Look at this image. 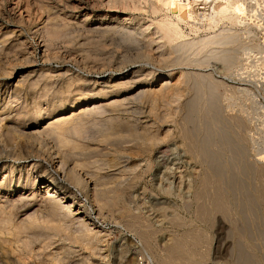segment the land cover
Here are the masks:
<instances>
[{"label":"rangeland","instance_id":"1","mask_svg":"<svg viewBox=\"0 0 264 264\" xmlns=\"http://www.w3.org/2000/svg\"><path fill=\"white\" fill-rule=\"evenodd\" d=\"M121 1L113 5L115 11L110 13L117 20L133 17V25L121 22L113 32L104 30L105 24L97 19L99 14L110 11L102 5L103 0L90 6V21L86 24H82L83 15L66 11L58 0H0V41H4L0 66L13 72L12 78L3 81L11 82L12 87L23 81L25 87L18 89V103L29 100V120L20 129L42 136L57 150L74 156L133 157L126 164L111 162V167L71 162L69 168L87 180V184L75 186L52 173L49 162L43 159L12 160L13 166L0 160V264H137L143 255L152 256L155 262L163 259L165 264H264V168L259 171L257 159V141L262 144L259 148L264 146V53L260 55L263 58L253 55L249 60L241 59L245 58L246 46L254 47L259 39L264 42V3L248 5L249 9L254 6L248 10V17L256 9L255 15L247 18L249 28L227 24L220 18L206 32H192L183 26L188 40L237 35L228 45L188 49L182 55L185 61L172 63L170 59L178 54L163 55L169 52L168 47H159L156 33L163 16L176 22L171 12L159 1L146 0L145 4L144 0H136V4L141 2L137 5L142 10H132L131 5L125 8ZM151 2L159 4L162 12L153 13ZM51 5L56 7L50 22L54 34L44 28L45 12ZM252 31L257 38L250 36ZM224 48L225 53L219 56L210 52H224ZM240 61L246 64L240 67ZM145 69L160 70L162 74L173 72L176 77L183 73L182 98L161 100L154 106L145 97H132L145 84L119 86L123 77L120 74ZM114 82V90L105 86ZM95 102L97 108L92 105ZM145 125L153 127L159 138L156 144L142 145L126 131L138 132ZM0 135V144L1 139L4 144L13 142L10 132L0 130ZM40 170H46L43 177ZM50 178L66 187L44 193V184ZM118 183L126 188L125 197L113 192ZM89 192L97 194L98 200L86 197ZM219 195L224 196V202L221 200L218 213L211 204ZM54 203L60 209L52 207ZM125 207L131 217L122 213ZM90 208L99 221L89 220ZM129 219L136 223L124 225ZM25 225L28 229L19 232L17 227ZM80 225H87L89 232L99 234L100 239L88 242L79 231ZM173 246H177L178 253H174L180 257L170 254L172 260L169 253Z\"/></svg>","mask_w":264,"mask_h":264},{"label":"bare ground","instance_id":"2","mask_svg":"<svg viewBox=\"0 0 264 264\" xmlns=\"http://www.w3.org/2000/svg\"><path fill=\"white\" fill-rule=\"evenodd\" d=\"M32 1V0H31ZM39 1V0H38ZM60 1V3H62V6L64 7V9H66V11H71V12H76L78 14L83 15V20H82V24H86L87 22L90 21V14H88V10L90 8V6L93 5V3H95V1L97 0H58ZM102 1V0H101ZM118 0H103L104 3H102V5L105 4V6H107L108 8H110V11H104L103 13L99 14L97 19L99 21H102L103 24H105V28L104 30L106 31H113L115 32L118 28L119 23L122 25L124 24L126 25H133V17H129V16H125L122 20H117V16H115L114 14L110 13L111 10H114V4L117 2ZM120 1V0H119ZM137 1H141V0H137ZM136 0H122L121 2L124 4L125 8H127L126 5H131L129 8L132 7L133 9H140L138 5L141 4H136L137 2ZM146 1V0H144ZM149 1V0H148ZM150 1H159L164 7H166L171 14L174 16L173 18L176 20V22L172 19H169V17H165L163 16V18L157 23V34H159V36L157 37L158 41V45L160 48L166 49V47H168V51L167 53H163L164 54H170L172 55L173 53H177L178 55L176 57H172L170 59V62L172 63H180L183 62V60L185 61V59H183L184 55L183 53L188 50V49H197L200 45H207V44H214L216 46H224V45H228L229 43L233 42V39L235 38V36L237 34H219V35H214L211 37H206L205 38H198L197 39H193V40H188L186 39V33H184L182 27H186L187 29H191L192 32H206L208 30H211L212 28V24H214L215 20H218L219 18L221 19V21H226L227 24L230 23L231 25H234L236 27H240L242 25H244L246 28H249V24H248V19H250L251 15L255 13H253L254 11L252 10V14H250V16L248 17V10H250L252 7H254L257 3V5H259V3H264V0H150ZM9 2V1H8ZM11 2V0H10ZM27 2V1H26ZM53 2V1H52ZM55 2V1H54ZM158 2V3H159ZM254 2V4H253ZM17 3L15 7H17ZM147 3V1L145 2V4ZM152 3V2H151ZM35 4V2H34ZM118 4V3H116ZM150 4V3H149ZM157 4V3H156ZM253 4L254 6L251 5V8H248V5ZM4 5V3H3ZM29 5V4H28ZM50 5V4H49ZM48 5V6H49ZM56 5V4H54ZM121 5V4H120ZM94 6V5H93ZM142 6V5H141ZM151 6V4H150ZM149 6V7H150ZM159 6V4H158ZM158 6L154 5L152 3V11L153 13H159L162 12L160 11L161 9L158 8ZM1 7V5H0ZM257 7V6H256ZM51 9H49L47 12V17L44 23V28L46 29V31L48 32V34H54V30L53 28L50 26V22L53 19L52 15H54L53 10L56 9L55 6H50ZM162 8V6H161ZM253 9V8H252ZM43 10V9H42ZM131 10V9H130ZM142 10V9H140ZM261 10V9H260ZM46 11V10H45ZM115 11V10H114ZM112 11V12H114ZM2 12V11H1ZM124 12V11H123ZM151 12V11H150ZM31 13V12H30ZM43 13V12H42ZM44 13V14H45ZM98 14V12H96ZM166 13V12H165ZM257 13V12H256ZM77 14V15H78ZM96 14V15H97ZM164 14V13H163ZM29 15V14H27ZM253 15V17H254ZM44 16V15H43ZM119 16V15H118ZM124 16V15H123ZM161 16V15H160ZM31 17V16H30ZM172 17V16H171ZM252 17V18H253ZM96 18V17H95ZM119 18V17H118ZM121 19V18H120ZM135 20V19H134ZM138 20V19H136ZM141 20V19H139ZM138 20V21H139ZM118 23H114L117 22ZM157 21V19H156ZM222 21V22H223ZM150 22V21H149ZM218 22V21H216ZM215 22V23H216ZM138 23V22H137ZM1 24V23H0ZM98 24V23H97ZM145 24V23H144ZM218 23H216L217 25ZM215 25V24H214ZM230 25V26H231ZM141 26V25H140ZM143 26V25H142ZM153 26V25H152ZM256 26V25H255ZM2 27V26H1ZM127 28H129V26H127ZM139 28V27H138ZM141 28V27H140ZM152 28V27H151ZM214 28V27H213ZM222 28V27H221ZM244 28V29H246ZM131 29V27H130ZM155 29V28H154ZM259 29V28H258ZM262 29V28H261ZM137 30V29H136ZM228 30V29H227ZM224 30V31H227ZM2 31V30H1ZM135 31V30H134ZM152 31V29L150 30ZM186 31V30H185ZM218 31V30H217ZM220 31V30H219ZM42 32V31H41ZM249 32V31H248ZM126 34V33H125ZM211 34V33H210ZM136 35V34H135ZM146 35V34H145ZM206 35V33H205ZM148 36V34H147ZM194 36V35H193ZM198 36V35H197ZM210 36V35H207ZM250 36L252 38L256 37V33L252 31V34L250 33ZM44 37V36H43ZM131 37V36H130ZM195 37V36H194ZM134 38V37H133ZM135 39V38H134ZM150 39V38H149ZM191 39V38H190ZM238 40V39H237ZM130 41V40H129ZM144 41V40H143ZM235 41V40H234ZM4 41H0V47L2 46ZM146 42V41H145ZM148 42V41H147ZM254 43V42H253ZM150 44V43H149ZM151 46V45H150ZM149 46V47H150ZM154 46V45H153ZM203 46V47H204ZM252 46V45H251ZM251 46H246V51H244V55L245 58L242 57L241 59L246 61L251 59V57H253V55H255L254 57L257 58V56L262 55L264 53V42L263 41H257V43L255 45H253L254 47ZM202 47V46H201ZM227 47V46H226ZM248 47V48H247ZM126 48V47H125ZM210 48V47H209ZM217 48V47H216ZM240 48V47H239ZM203 49H206L203 48ZM220 49V48H219ZM249 49V50H248ZM201 50V49H200ZM212 50V48H211ZM211 53L215 54L216 56L221 55L222 53H225V48H224V52L221 51H217L213 50L211 51ZM228 50V49H227ZM164 50H161V52H163ZM240 51V50H239ZM148 52V51H147ZM166 52V50H165ZM190 52V51H189ZM193 52V51H192ZM191 52V53H192ZM198 52V51H197ZM196 52V53H197ZM200 52V51H199ZM203 52V51H202ZM206 52V51H205ZM229 53V51H226ZM160 53V52H159ZM188 53V52H187ZM190 53V54H191ZM150 54V53H149ZM148 54V55H149ZM203 54V53H202ZM145 55H147L145 53ZM196 55V54H194ZM200 55V53H199ZM210 55V53H209ZM207 55V57L209 56ZM229 55V54H228ZM226 55L224 56L229 63V56ZM154 56V54H153ZM202 56V55H201ZM211 56V55H210ZM264 56V55H263ZM263 56L259 57V58H263ZM157 57V56H156ZM195 58V56H193ZM238 57V56H237ZM166 58V57H165ZM192 58V57H191ZM206 58V57H205ZM221 58V56H220ZM222 58V59H225ZM239 58V57H238ZM244 58V59H243ZM157 59H161V58H157ZM190 59V58H189ZM197 59V58H196ZM195 59V60H196ZM203 59V57H202ZM201 59V61H202ZM207 59V58H206ZM213 59V57H212ZM225 59V60H226ZM240 59V58H239ZM258 59V58H257ZM194 60V59H193ZM208 60V59H207ZM219 60V58H218ZM165 61V60H163ZM161 60V62H163ZM199 61V60H198ZM200 61V62H201ZM187 62V60H186ZM185 62V63H186ZM189 62V61H188ZM187 62V63H188ZM193 65H196L194 61ZM203 62V61H202ZM237 62V61H236ZM242 61H240V67H242L244 64L246 63H242ZM254 62V61H253ZM160 63V62H159ZM204 63V62H203ZM207 63V61L205 62ZM264 63V62H263ZM145 64V63H144ZM182 64V63H181ZM190 64V63H189ZM260 64V63H259ZM192 65V66H193ZM201 65V64H200ZM204 65V64H203ZM202 65V66H203ZM182 66V65H179ZM189 66V65H188ZM186 65V67H188ZM250 66V65H249ZM264 66V65H263ZM182 67H185V65H183ZM190 67V66H189ZM195 68H198L197 66H194ZM171 68V67H170ZM173 68V67H172ZM176 68V67H175ZM180 69V67H178ZM191 68V67H190ZM200 68V67H199ZM12 69V68H11ZM156 69H160V68H156ZM142 70L143 72L139 73L140 71H133L131 74H127V72H124L122 74H120V76L122 77V82L119 83V86H129L130 84H145L140 86L138 89H136L134 92V95H132V97H145L149 102H151L152 105H156L158 102H160L161 100H172V98L174 99V97H179L180 96V89H181V85H182V80L185 78V75L183 73L180 74V76L176 77L174 75L173 72L167 74H162L161 72L158 73V71L160 70ZM163 69V68H162ZM167 69V68H166ZM193 69V68H192ZM239 69V68H238ZM195 70V69H194ZM17 71V69H16ZM169 71V70H168ZM178 71V70H177ZM187 70H185L186 72ZM190 71V70H189ZM188 72V71H187ZM198 72V71H197ZM13 73V72H12ZM11 72H7L4 69L1 68L0 66V77H3V79L0 80V130H6L8 132H10L11 134H13V142L12 143H5L4 144V140L1 139L2 144H0V160L2 161H6L8 163H4V164H9L12 165V160L13 162L19 161L21 159H28V158H39V159H43L47 162H49L53 172L55 175L59 176V178H62L63 181H65L68 185H74L75 183H81V184H87V180L81 179L78 177L76 170L74 171L73 169L69 168V164L71 162H75V161H82L85 163H89V164H99L101 166H108L111 167V162H130L132 161V156H124L121 154V156L116 155L113 159L109 158V159H101L100 157H98V155H93V154H80L79 156H74L68 152H62L61 150H57L54 146H52L44 137H38V136H34L29 134L28 132H25V130H21L20 128L23 126V124L27 123V121L29 120V100L28 99H24V102L18 103L19 102V98H18V89L22 88L25 84H23V81L16 85V87H12L11 82L6 81L4 82L3 80H5L4 78H12L13 74ZM15 73V72H14ZM189 73V72H188ZM192 73V71H191ZM194 73V72H193ZM64 74V73H63ZM197 74V73H196ZM204 74V73H203ZM207 74V73H206ZM200 75V74H199ZM30 76V75H29ZM57 76V75H56ZM187 76H189L187 74ZM202 76V75H201ZM200 76V77H201ZM208 76V75H207ZM206 76V78H207ZM111 77V76H110ZM199 77V76H198ZM202 77H205L202 76ZM209 77V76H208ZM213 77V76H212ZM211 77V79H212ZM24 78V77H23ZM193 78V77H191ZM190 78V79H191ZM195 78V77H194ZM147 80L144 81V80ZM196 79V78H195ZM200 80V78H199ZM206 80V79H205ZM208 80V79H207ZM3 81V82H2ZM116 81V80H115ZM193 81V80H192ZM197 81V80H196ZM204 81V80H201ZM200 81V82H201ZM28 82V81H27ZM108 82H112V80L108 81ZM186 82V81H185ZM195 82V81H194ZM217 82V81H216ZM220 82V81H219ZM203 83V82H202ZM205 83V81H204ZM27 84V83H26ZM32 84V83H30ZM108 84V83H106ZM110 84V83H109ZM197 84V82H196ZM210 83L208 82V85ZM222 84L221 82L219 83V85ZM224 84V83H223ZM84 85V84H83ZM200 85V84H199ZM214 85V84H212ZM86 86V85H85ZM107 88H109L110 90H114L116 88V84L115 82L113 84L110 85H105ZM104 86V87H105ZM118 86V87H119ZM192 86V85H190ZM223 86V85H222ZM25 87V86H24ZM103 87V89H104ZM189 87V86H188ZM211 87V86H210ZM214 87V86H213ZM217 87V86H215ZM80 88V87H79ZM223 88V87H222ZM243 88V87H242ZM14 89V90H12ZM24 90V88H23ZM26 90V89H25ZM122 90V89H121ZM128 90V89H126ZM201 90V89H200ZM133 91V90H132ZM191 91V89H190ZM228 91V90H227ZM239 91V90H238ZM12 92V93H11ZM109 92V91H108ZM111 92V91H110ZM11 94H15V96H11ZM21 93V92H20ZM34 93V92H33ZM113 93V92H112ZM121 94V92H119ZM185 93V91H184ZM189 93V92H188ZM187 93V94H188ZM127 94H130V92H127ZM246 95V94H245ZM10 96V97H8ZM118 95H116L115 97H117ZM123 96V94H122ZM199 96V95H198ZM216 96V95H215ZM124 97V96H123ZM197 97V96H196ZM208 97V96H207ZM252 97V96H251ZM182 98V97H179ZM201 98V97H200ZM209 98V97H208ZM222 98V97H221ZM126 99V98H125ZM21 100V99H20ZM230 100V99H229ZM236 100V99H235ZM195 101V100H193ZM197 101V100H196ZM115 103H118V101H114ZM213 102V101H212ZM10 103H17L14 107L10 108L8 107ZM98 103V102H97ZM172 103V102H171ZM176 103V101H175ZM174 103V104H175ZM190 103V102H189ZM198 104V103H197ZM214 104V103H213ZM212 104V105H213ZM82 103H78L77 106H81ZM87 105V104H86ZM89 105V104H88ZM93 107L97 108V104L96 102L92 104ZM159 105V104H158ZM161 105V104H160ZM164 105V104H163ZM209 105V104H208ZM85 106V105H84ZM83 106V107H84ZM190 106V105H189ZM195 106V105H194ZM34 107V106H33ZM88 106H85V108H87ZM230 107V106H229ZM16 108V109H13ZM74 108V107H73ZM91 108V106H89V109ZM196 107H194L195 109ZM212 109V108H211ZM191 111V109H190ZM61 112V111H60ZM230 112V111H229ZM56 113H59L58 111ZM205 113V112H204ZM208 113V112H207ZM64 114V113H63ZM56 117H58V114L55 115ZM60 116V114H59ZM167 116V114H166ZM174 116V115H172ZM190 116V115H189ZM165 117V116H164ZM185 117V116H184ZM239 117V116H238ZM65 118V117H64ZM190 118V117H188ZM206 118V117H204ZM157 119V118H156ZM163 119V118H162ZM169 119V118H168ZM197 119V118H196ZM226 119V118H225ZM188 120V119H187ZM235 120V119H234ZM143 121V120H142ZM158 121V120H157ZM204 121V120H203ZM208 121V120H207ZM241 121V120H240ZM258 121V120H257ZM146 122V121H145ZM159 122V121H158ZM186 122V121H185ZM260 122V121H259ZM63 123V122H62ZM192 123V122H191ZM237 124V123H236ZM115 125V124H114ZM153 125V124H152ZM186 126V125H185ZM199 126V125H198ZM24 127V126H23ZM114 127V126H113ZM140 127V126H139ZM156 127V126H155ZM84 128V127H83ZM160 128V127H159ZM23 129V128H22ZM185 129V128H184ZM210 129V127H209ZM63 130V129H62ZM65 130V129H64ZM70 130V129H69ZM186 130V129H185ZM207 130V129H206ZM212 130V129H211ZM117 131V130H116ZM127 132H129L131 134V136L133 137V139L137 142H139L142 145H154L159 141V138L154 134L153 132V127H151L150 125H145L143 127H141L139 129V131L135 132V130L132 129H128L126 130ZM170 131V130H169ZM71 132V131H70ZM121 132V131H120ZM119 132V133H120ZM156 132V131H155ZM188 132V131H187ZM118 133V134H119ZM123 133V132H121ZM209 133V132H208ZM83 134V133H82ZM224 134V133H223ZM228 134V133H227ZM225 135V134H224ZM121 136V135H120ZM123 136V135H122ZM163 137V136H161ZM206 137V136H205ZM210 137V136H209ZM228 137V136H227ZM1 138V135H0ZM207 138V137H206ZM223 138V137H222ZM224 138H226L224 136ZM125 139V138H124ZM133 140V141H134ZM209 140V139H208ZM207 140V141H208ZM229 140V139H228ZM201 141V140H200ZM203 141V140H202ZM205 141V139H204ZM129 142V141H128ZM192 142V141H191ZM113 143V142H112ZM209 143V142H208ZM229 144V143H228ZM227 144V145H228ZM208 145V144H207ZM210 145V144H209ZM261 141H257V159H258V166H259V171H262L260 168H264V146H262V148H259V146H261ZM139 146V145H138ZM204 147V146H203ZM207 147V146H206ZM205 147V149H206ZM136 148V147H135ZM192 148V147H191ZM202 148V147H201ZM137 149V148H136ZM204 149V148H202ZM210 149V148H209ZM219 149V148H218ZM228 149V148H227ZM129 150V149H128ZM201 150V149H200ZM125 151V150H124ZM204 151V150H203ZM210 151V150H209ZM219 151V150H217ZM142 152V151H141ZM201 152V151H199ZM137 153V152H135ZM202 153V152H201ZM211 153V152H210ZM115 154V153H114ZM120 154V153H119ZM205 154V152H204ZM214 154V152H213ZM223 154V153H222ZM132 155V154H131ZM137 155V154H136ZM148 155V154H147ZM208 154H205V156ZM212 155V154H211ZM228 155V154H227ZM113 156V155H112ZM111 156V157H112ZM140 156V155H139ZM223 156V155H222ZM225 156V155H224ZM201 157V155H200ZM216 158V157H214ZM156 159V158H155ZM229 161V160H228ZM138 162V161H137ZM214 162V161H213ZM122 163V164H123ZM48 164V163H47ZM256 164V163H254ZM128 165V164H127ZM126 165V166H127ZM13 166V165H12ZM101 166V167H102ZM131 166V164H130ZM134 165H132L133 167ZM208 166V165H207ZM225 166V165H224ZM257 166V164H256ZM131 168V167H130ZM136 168V167H135ZM205 168V167H204ZM224 168V167H223ZM257 168V167H256ZM102 169V168H101ZM124 169V168H123ZM134 169V168H133ZM41 171V170H40ZM212 171V170H211ZM46 170L41 171L40 175L43 177L45 175ZM114 173V172H113ZM127 173V172H125ZM124 173V174H125ZM261 173V172H259ZM258 173V174H259ZM215 174V173H214ZM261 174H259L260 176ZM113 176V175H112ZM210 176V174H209ZM210 179V178H209ZM47 183L44 184V188L45 191L44 193H51L54 191H57L59 189H63L64 187H66L63 184H60V182H58L56 180V178L53 179H48L46 181ZM202 182V181H201ZM116 183V181H115ZM127 185V184H126ZM10 186V185H9ZM75 186V185H74ZM129 186V185H128ZM8 187V186H7ZM12 187V186H11ZM10 187V189H11ZM131 187V186H130ZM6 188V187H5ZM4 189V188H3ZM7 189V188H6ZM220 189H217V191ZM68 191V190H67ZM71 191V190H70ZM69 191V192H70ZM93 192V191H92ZM113 192L118 195V196H124L125 192H126V188L124 187L123 183H118L116 185V187H114ZM130 192V191H129ZM198 192V191H197ZM71 194H74V192H70ZM218 193V192H217ZM102 195V194H101ZM108 195V194H107ZM218 195V194H217ZM89 199L93 198L94 200H98V195L94 194V193H88L87 196ZM125 197V196H124ZM203 197V196H202ZM224 197V196H223ZM223 197L221 198V195H219L217 198H215V200H213V203L211 204V206H213V210L219 213L220 210V204L221 202L224 200ZM87 198V199H88ZM119 198V197H118ZM123 198V197H122ZM214 198V197H213ZM102 200V199H101ZM118 200V199H117ZM120 200V199H119ZM118 200V202H119ZM122 200V199H121ZM120 200V201H121ZM222 200V201H221ZM90 201V200H89ZM93 201V200H91ZM111 202V200H109ZM107 201V202H109ZM117 202V201H116ZM199 202V201H198ZM90 203V202H89ZM123 203V202H121ZM201 203V202H200ZM206 203V202H205ZM210 203V202H209ZM104 204V203H103ZM115 205V204H114ZM117 205V203H116ZM201 205V204H200ZM225 204H223V207ZM127 206V205H126ZM205 206V205H204ZM210 206V205H208ZM222 206V205H221ZM52 207H54L55 209H60V205L58 203H54L52 205ZM206 207V206H205ZM103 208V207H102ZM201 210L202 207L200 206ZM204 208V207H203ZM91 209V208H90ZM104 209V208H103ZM205 209V208H204ZM211 209V208H210ZM222 210V209H221ZM226 210V209H225ZM63 211V210H62ZM209 211V209H208ZM223 211V210H222ZM221 211V213H222ZM13 212V211H12ZM199 212V211H198ZM201 212V211H200ZM203 212V211H202ZM227 212V211H226ZM122 213L123 214H127L128 217H131L132 215H130L128 208H124L122 209ZM228 213V212H227ZM95 214V213H94ZM92 213V209L91 211L87 212V217L89 218L90 221H92L93 223H95L96 221H99V217L95 214L94 215ZM133 214V213H131ZM225 214V213H224ZM7 215V214H6ZM198 215V214H197ZM201 215V213H200ZM228 215V214H227ZM10 216V215H8ZM126 216V215H125ZM208 216V215H206ZM221 216V215H220ZM1 217V216H0ZM124 217V216H123ZM125 217V218H128ZM134 217V216H133ZM7 219V217H5ZM124 218V219H125ZM135 218V217H134ZM215 218V217H214ZM213 218V219H214ZM123 219V218H122ZM136 219V218H135ZM135 219H129L128 223L126 221L127 226H131L134 222ZM212 219V220H213ZM226 219V218H225ZM224 219V220H225ZM10 220V219H9ZM126 220V219H125ZM128 220V219H127ZM229 220V219H228ZM216 221V220H215ZM0 222H3L2 219L0 218ZM213 222V221H212ZM229 222V221H228ZM225 223V221H224ZM59 224V223H58ZM212 224V223H211ZM60 226V225H59ZM87 226V225H86ZM84 227L83 225H80V230L83 234V238H86L88 242H95L98 241L100 239V235L96 234V233H91L89 232V230L87 229V227ZM100 227L102 225H99ZM138 226V225H137ZM229 227V226H228ZM19 232L23 229L26 228L28 229V227H17ZM79 228V227H78ZM126 228V227H125ZM213 228V227H212ZM12 229V228H11ZM67 229V228H66ZM2 231V230H1ZM144 231V230H143ZM150 231V230H149ZM147 232V231H145ZM23 234V233H22ZM140 234V233H139ZM144 239H146L147 237H145V235H142ZM21 238V237H20ZM149 238V237H148ZM174 238V236H173ZM177 237H175L176 239ZM7 239V238H6ZM10 240V239H9ZM147 240V239H146ZM178 240V239H177ZM148 241H150L148 239ZM17 242V241H16ZM179 242V240H178ZM177 242V243H178ZM174 243V240H173ZM176 243V242H175ZM179 243H183L182 245H184V242L180 241ZM51 245V244H50ZM19 246V245H18ZM185 246V245H184ZM177 246H173V248L171 247V253H169V255L173 254L176 250H178L176 248ZM183 247V246H182ZM2 248V247H1ZM169 248V246H168ZM167 248V251H168ZM3 249V248H2ZM170 250V248H169ZM177 252V251H176ZM175 252V253H176ZM180 252V251H179ZM181 252L184 253L181 249ZM180 252V253H181ZM172 255V257H180V255ZM178 253V252H177ZM181 253V256H182ZM187 253V252H186ZM193 254L192 252L190 253V255ZM170 255V257H171ZM186 255V254H185ZM189 255V256H190ZM168 256V255H167ZM166 257V256H165ZM172 257L170 259H172ZM161 258V257H160ZM168 257H166V260ZM186 258V256H185ZM187 258H190L187 256ZM4 259V258H3ZM11 259V258H10ZM148 259L151 260L152 264H165V262L167 261H162V260H157V262H155V260L153 259L152 256H148ZM165 259V258H164ZM175 259V258H174ZM178 259V258H176ZM180 259V258H179ZM9 260V259H8ZM173 260V259H172ZM172 260H170L172 262ZM184 260V258H183ZM182 260V261H183ZM191 260V258H190ZM195 260V259H194ZM169 261V262H170ZM180 261V260H179ZM168 262V263H169ZM170 262V263H171ZM176 262V260L174 261ZM178 262V261H177ZM176 262V263H177ZM186 262L187 259H186ZM192 262V261H191ZM195 263V261H194ZM247 263V262H246ZM137 264H139V261L137 260ZM173 264V262H172ZM180 264V263H179ZM186 264V263H184ZM189 264V262L187 263ZM197 264V263H196ZM200 264V263H199Z\"/></svg>","mask_w":264,"mask_h":264},{"label":"built area","instance_id":"3","mask_svg":"<svg viewBox=\"0 0 264 264\" xmlns=\"http://www.w3.org/2000/svg\"><path fill=\"white\" fill-rule=\"evenodd\" d=\"M139 264H152L151 260L148 259V256L143 255L139 257Z\"/></svg>","mask_w":264,"mask_h":264}]
</instances>
